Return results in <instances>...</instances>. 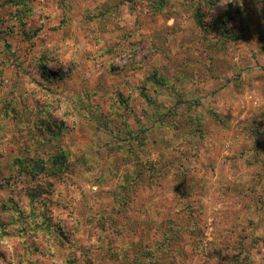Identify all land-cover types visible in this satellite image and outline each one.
Listing matches in <instances>:
<instances>
[{
    "label": "rangeland",
    "instance_id": "obj_1",
    "mask_svg": "<svg viewBox=\"0 0 264 264\" xmlns=\"http://www.w3.org/2000/svg\"><path fill=\"white\" fill-rule=\"evenodd\" d=\"M0 264H264V0H0Z\"/></svg>",
    "mask_w": 264,
    "mask_h": 264
},
{
    "label": "trees",
    "instance_id": "obj_2",
    "mask_svg": "<svg viewBox=\"0 0 264 264\" xmlns=\"http://www.w3.org/2000/svg\"><path fill=\"white\" fill-rule=\"evenodd\" d=\"M8 2L10 1V0H7ZM16 2L18 3V2H21V0H16Z\"/></svg>",
    "mask_w": 264,
    "mask_h": 264
}]
</instances>
